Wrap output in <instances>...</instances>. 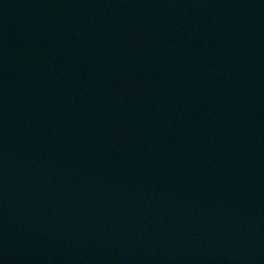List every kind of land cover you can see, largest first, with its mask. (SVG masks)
Returning a JSON list of instances; mask_svg holds the SVG:
<instances>
[{"label":"water","instance_id":"water-1","mask_svg":"<svg viewBox=\"0 0 264 264\" xmlns=\"http://www.w3.org/2000/svg\"><path fill=\"white\" fill-rule=\"evenodd\" d=\"M0 264H264V0H0Z\"/></svg>","mask_w":264,"mask_h":264}]
</instances>
